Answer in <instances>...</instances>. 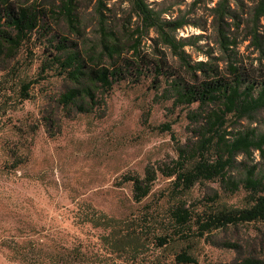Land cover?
I'll list each match as a JSON object with an SVG mask.
<instances>
[{"label": "rangeland", "instance_id": "obj_1", "mask_svg": "<svg viewBox=\"0 0 264 264\" xmlns=\"http://www.w3.org/2000/svg\"><path fill=\"white\" fill-rule=\"evenodd\" d=\"M61 1L37 0L46 10L40 28L14 59L0 58V264H181L176 258L184 252L194 258L190 264L264 263L263 222L201 234L200 223L218 211L248 206L243 187L231 193L218 181L204 182L176 198L174 179L159 173L149 197L134 200L127 178L172 166L178 147L195 142L197 126L187 107L173 106L167 84L160 86L162 79L152 73L158 62H168L177 77H187L185 69L156 44L153 31L141 27L129 0H101L100 9L105 27L123 43L142 38L144 75L99 90L89 113L59 104L73 86L56 60L60 44L82 52L90 66L110 63L99 47L100 0H77V30L59 15ZM262 1L145 0L163 18L187 24L176 35L189 45L192 65L204 62L226 77L237 67L250 81H264V18L257 17ZM228 127L234 133L262 130L264 111L256 122L230 117ZM15 154L23 164L16 165ZM238 163L229 173L236 180L256 165L264 171L259 153ZM180 202L193 216L185 227L172 218ZM100 215L116 220V227L95 226ZM159 238L168 243L162 247Z\"/></svg>", "mask_w": 264, "mask_h": 264}, {"label": "trees", "instance_id": "obj_2", "mask_svg": "<svg viewBox=\"0 0 264 264\" xmlns=\"http://www.w3.org/2000/svg\"><path fill=\"white\" fill-rule=\"evenodd\" d=\"M132 9L147 32L156 34L155 42L168 49L173 59L178 60L185 69L187 77H177L168 62L154 65L152 73L155 79H162L159 85L167 84L166 94L173 100L174 107H187L188 119L196 124L195 142L179 146L177 159L172 166L165 168L149 167L145 178L130 176L127 181L133 184L134 200L141 203L149 197L158 174L174 179L172 193L176 198L185 196L198 184L218 181L222 188L231 193L243 187L247 192L248 206L243 209H223L206 223H200L201 234L241 223H264V171L260 165L246 170L240 180L229 173L239 164L240 157L251 159L255 153L264 160V127L247 131H229V118L237 121L256 122L257 116L264 111V81H250L237 67H230L229 77L219 70L208 69L200 62L192 65L185 50L189 45L183 39H177L176 33L187 26L181 19H166L153 10L145 0H129ZM102 2H98L101 15V56L110 63L107 66L89 65L84 54L70 52L65 43L60 44L61 56L56 60L61 65L66 78L73 84L59 99L65 109H76L80 113H89L96 106V93L99 90L111 91L115 83L128 79H137L144 75V60L140 55L142 38L132 44L123 43L118 35L105 27V16L101 12ZM77 0H62L58 7L59 15L72 30H77ZM54 13V11H52ZM46 10L39 8L37 0H0V58L14 59L25 42L39 28ZM257 17L264 18V0L257 9ZM140 29H137L139 32ZM226 50L230 44H221ZM161 62V61H160ZM165 63V64H164ZM201 73V76H199ZM29 87L24 86V91ZM23 98L29 99L26 92ZM197 105L196 109H192ZM170 130V127L168 128ZM16 165L24 163L22 155L13 156ZM243 164V163H242ZM18 167V166H15ZM172 218L181 227L191 224L192 214L180 202L173 207ZM94 225L105 229H114L116 220L100 215L92 220ZM108 238H105L107 240ZM164 247L168 240L159 238ZM178 263H194V258L184 252L177 256ZM243 264H264L260 261L246 260Z\"/></svg>", "mask_w": 264, "mask_h": 264}]
</instances>
